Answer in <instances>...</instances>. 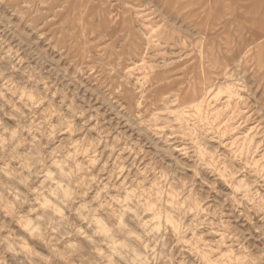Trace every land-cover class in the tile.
<instances>
[{
	"label": "rangeland",
	"instance_id": "1",
	"mask_svg": "<svg viewBox=\"0 0 264 264\" xmlns=\"http://www.w3.org/2000/svg\"><path fill=\"white\" fill-rule=\"evenodd\" d=\"M0 264H264V0H0Z\"/></svg>",
	"mask_w": 264,
	"mask_h": 264
}]
</instances>
